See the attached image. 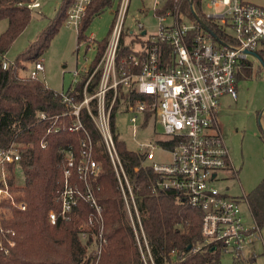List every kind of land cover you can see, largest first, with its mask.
I'll return each mask as SVG.
<instances>
[{
    "label": "built area",
    "instance_id": "built-area-1",
    "mask_svg": "<svg viewBox=\"0 0 264 264\" xmlns=\"http://www.w3.org/2000/svg\"><path fill=\"white\" fill-rule=\"evenodd\" d=\"M91 2L92 0H74L67 11V25L79 30ZM128 4L129 0L120 2L109 43L99 63L103 67V73L96 93L89 95L87 92V84L91 78L86 84L85 97L81 103L67 95L64 88L59 90L63 102L76 117L70 130L84 129L80 110L86 107L101 139L94 142L84 129L85 135L80 138L78 153L72 146L67 148L64 187L58 197L60 212L51 210L49 219L52 223H56L59 216L68 220L80 201L90 203L96 209L98 218L90 219L82 226L81 237L87 240L93 232L94 250L98 256L101 255L108 241L102 206L97 196L99 187L96 186L102 165L94 154L96 146L103 144L110 156L138 236L137 224L142 228L141 219L111 125V113L119 98L120 105L116 114L120 106L124 105L134 113L131 117L134 124L139 116L142 125L146 127L150 121H155L161 124L168 136L157 143L140 142L138 152L142 155V160L141 166L136 170H152L155 174L154 190L177 193L191 206L201 210L203 242L196 250L213 246L215 249L219 248L222 254L230 255L234 264H256L255 244L259 241L264 244V238L261 228L255 221L254 225H249L244 214L243 203L247 202L249 206L247 195L238 198L221 191L217 185L224 170L232 169L236 172L223 135L219 111L220 101L224 96L238 99L239 75L244 68L252 69L254 63H258L260 69L264 70V4L248 0H208L209 8L214 11H205L204 5L202 11L207 19L217 25L219 34L207 25L193 5L192 10L201 21L194 16L191 18L168 12L158 17L156 32L150 38L145 37L148 34L145 25L139 23V33L146 30L143 37L148 43L137 45L136 53L130 56V65L119 68L116 57ZM29 7L40 8L41 3L33 0ZM157 7L158 4L155 9ZM168 18L173 20L172 24L166 23ZM90 38L92 42L96 41L95 36ZM9 63V60H5L3 67L7 68ZM44 71V59L40 58L30 70V77L40 79L39 75ZM73 76L75 83L80 76L79 69L74 70ZM119 88L125 92L132 88V95H139L140 98L133 100L132 96L130 100H126L121 97ZM111 90L113 98L108 104L107 96ZM93 98H97V112H93L90 104ZM66 114L68 112L64 113ZM263 115L264 110L259 115L260 122ZM39 117L47 118L43 112ZM50 131L51 129L48 130ZM133 132L136 136V125ZM116 133L118 134L117 129ZM41 144L43 147L47 145L44 141ZM157 150L167 153L168 159L157 161ZM21 151L20 145L15 142L0 147V205L9 203L26 209V203H17L10 182L11 165L21 160ZM0 210L6 211L3 207Z\"/></svg>",
    "mask_w": 264,
    "mask_h": 264
},
{
    "label": "trees",
    "instance_id": "trees-1",
    "mask_svg": "<svg viewBox=\"0 0 264 264\" xmlns=\"http://www.w3.org/2000/svg\"><path fill=\"white\" fill-rule=\"evenodd\" d=\"M32 1L0 0V21L8 20L6 29L0 34V147L15 142L22 149L21 160L11 165L10 182L17 203H26V209L9 203L0 205L6 210H0V264H221L219 248L208 246L196 250L203 242L201 210L191 206L177 193L154 190L155 174L152 170H136L141 166L142 155L129 149L116 133L119 98L111 113V125L141 219L142 228L137 224L138 236L103 144L96 146L94 154L102 165L96 186L99 187L97 196L108 241L101 255L98 256L94 250L93 232L87 240L81 237L82 226L90 219L98 218L90 203L82 200L74 207L68 220L59 216L56 223L51 222L50 211L60 212L58 197L64 187L67 148L72 146L78 153L84 129L94 142L100 141L101 135L86 107L80 110L84 129L71 131L76 117L63 102L59 91L41 79L30 77V65H35L48 50L74 0H63L56 17L50 19L47 27L14 61H10L7 68L3 67L8 50L32 19L33 10L29 7ZM113 3L114 0H92L79 26V45L84 42L89 48L87 29L94 18L112 7ZM192 5L207 25L219 34L217 25L202 11L203 0H164L154 12L157 17L170 12L193 18ZM109 39L96 40V58L80 72L78 81L65 90L77 103L84 100V89L90 78L88 94L93 95L98 90L103 73L99 63ZM147 43L143 33L123 30L117 50V67L127 68L130 56L136 53L135 47ZM251 71V68H244L239 79L250 76ZM132 90L125 92L119 88L121 97L126 100L133 96ZM112 98L113 90L107 96L108 104ZM138 98L139 95L133 96V100ZM90 104L93 112H97V98H93ZM42 112L46 119L39 117ZM66 112L68 114L64 115ZM42 141L47 143L45 147ZM18 170L24 174V184L17 182ZM247 199L255 223L264 228V177L248 193Z\"/></svg>",
    "mask_w": 264,
    "mask_h": 264
},
{
    "label": "rangeland",
    "instance_id": "rangeland-1",
    "mask_svg": "<svg viewBox=\"0 0 264 264\" xmlns=\"http://www.w3.org/2000/svg\"><path fill=\"white\" fill-rule=\"evenodd\" d=\"M40 8L33 10V16L26 29L17 37L6 54V60L14 61L47 27L50 19L56 17L63 0H39ZM264 4V0H248ZM121 0H114L113 6L107 8L102 14L96 16L86 31L88 36H95L97 41L111 37V29L116 19V12ZM164 0H129L128 10L125 16L123 30L128 29L138 34L139 23L145 25L148 34L146 38L156 32L159 18L154 9L156 4L162 5ZM208 0H203L204 10L213 12L209 8ZM167 24L173 20L168 18ZM8 20L0 21V34L6 29ZM78 30L75 27L63 22L59 32L52 40L50 47L41 57L44 59L45 71L41 72L39 78L50 88L57 91L68 88L73 84V72L88 67L97 56L96 41L89 38V48L86 43L78 44ZM110 35V36H109ZM34 64L30 65V69ZM238 99L231 96H224L220 101L221 109L219 119L223 130L230 156L234 163L236 172L224 170L217 181L221 191L232 196L243 198L248 195L260 183L264 177V115L262 121L259 115L264 110V70H261L258 63H254L251 75L240 79ZM133 112L121 105L116 114V127L119 139L124 141L129 149L137 150L140 142L157 143L165 140L168 136L164 133L161 124L150 121L146 127L142 125L139 116L137 123L131 121ZM137 134L134 136V126ZM169 155L161 150L156 151V160L165 161ZM19 184H24V174L18 170ZM244 214L249 225H254L250 208L247 202L243 205ZM264 238V228H261ZM257 252L256 264H264V244H255ZM221 264H234L230 255L223 253Z\"/></svg>",
    "mask_w": 264,
    "mask_h": 264
},
{
    "label": "water",
    "instance_id": "water-1",
    "mask_svg": "<svg viewBox=\"0 0 264 264\" xmlns=\"http://www.w3.org/2000/svg\"><path fill=\"white\" fill-rule=\"evenodd\" d=\"M192 13H193L194 17H195L198 21H201V19L199 18L198 14H197L194 10H192ZM201 23L203 24L204 27L207 28L206 24H204L203 22H201ZM144 33H145V32H144Z\"/></svg>",
    "mask_w": 264,
    "mask_h": 264
},
{
    "label": "crops",
    "instance_id": "crops-1",
    "mask_svg": "<svg viewBox=\"0 0 264 264\" xmlns=\"http://www.w3.org/2000/svg\"><path fill=\"white\" fill-rule=\"evenodd\" d=\"M145 31H146V30L143 31V34H145V33H144ZM147 32H148V31H147Z\"/></svg>",
    "mask_w": 264,
    "mask_h": 264
}]
</instances>
